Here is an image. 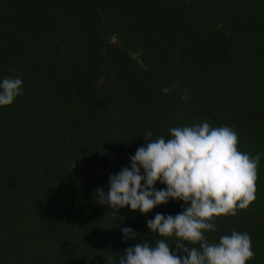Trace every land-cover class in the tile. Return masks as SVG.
<instances>
[{"label":"trees","instance_id":"1","mask_svg":"<svg viewBox=\"0 0 264 264\" xmlns=\"http://www.w3.org/2000/svg\"><path fill=\"white\" fill-rule=\"evenodd\" d=\"M17 75L23 94L0 107V264H118L154 246L147 221L183 201L112 217L94 190L147 132L204 121L261 157L255 201L205 235L247 233L248 264H264V0H0V81Z\"/></svg>","mask_w":264,"mask_h":264},{"label":"clouds","instance_id":"2","mask_svg":"<svg viewBox=\"0 0 264 264\" xmlns=\"http://www.w3.org/2000/svg\"><path fill=\"white\" fill-rule=\"evenodd\" d=\"M22 84L18 75L0 81V107L10 106L23 94ZM171 88L162 92L168 94ZM168 131L170 138L151 141L152 132H147L148 142L129 157L130 168L109 177L107 193L94 190L97 203L112 208V217L126 206L146 215L170 199L185 205L179 214L157 213L149 219L147 227L162 239L154 246L144 242L127 248L118 264H248L255 255L249 234L233 230L209 243L205 233L217 231L215 218L236 216L255 201L260 155L240 151L239 137L228 126L213 127L204 121ZM157 182L166 189L157 190ZM121 231L125 241L138 235L130 227ZM171 237H175L176 253L166 242ZM181 251L185 255H179Z\"/></svg>","mask_w":264,"mask_h":264}]
</instances>
